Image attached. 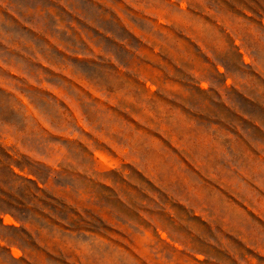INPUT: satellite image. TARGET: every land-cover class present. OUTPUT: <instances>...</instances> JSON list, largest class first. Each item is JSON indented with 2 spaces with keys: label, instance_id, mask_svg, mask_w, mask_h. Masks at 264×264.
Here are the masks:
<instances>
[{
  "label": "rangeland",
  "instance_id": "rangeland-1",
  "mask_svg": "<svg viewBox=\"0 0 264 264\" xmlns=\"http://www.w3.org/2000/svg\"><path fill=\"white\" fill-rule=\"evenodd\" d=\"M0 264H264V0H0Z\"/></svg>",
  "mask_w": 264,
  "mask_h": 264
}]
</instances>
